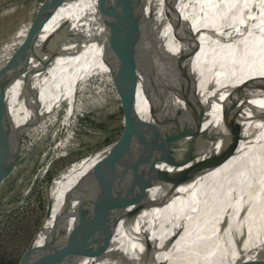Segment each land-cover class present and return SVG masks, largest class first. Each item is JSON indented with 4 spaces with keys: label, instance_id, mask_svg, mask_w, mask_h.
Instances as JSON below:
<instances>
[{
    "label": "bare ground",
    "instance_id": "obj_1",
    "mask_svg": "<svg viewBox=\"0 0 264 264\" xmlns=\"http://www.w3.org/2000/svg\"><path fill=\"white\" fill-rule=\"evenodd\" d=\"M214 1L202 41L187 56L168 55L164 50L156 86L166 90L175 77H169L170 73L190 68L189 60L194 54V89L174 109L191 121L204 114L203 130L221 133L225 132L223 111L236 96V88L264 79V0ZM222 2L226 5L224 22L218 25L216 15ZM151 3L152 0H70L57 11L44 27L39 46L63 26L68 37L58 47L51 46L40 60H33L16 81L0 83V128L8 129L0 134V141L9 135L16 145L0 167L19 154L22 120L25 133L30 119L36 123L34 116L41 109L44 86L58 87L64 82L70 85L69 107L62 123L70 126L86 47L100 45L103 57L109 54L135 33L148 16ZM165 15L167 22L170 18L166 12ZM62 21L66 23L58 28ZM179 27L178 24L180 38ZM249 95V100H241L236 107L240 131L235 154L219 167L181 185L163 206L147 208L133 219L121 220L106 254L80 264H248L260 260L258 264H264V120L259 119L264 117V92ZM226 135L208 142L206 154L227 145L232 136ZM106 153L77 161L58 175L49 195L50 227L74 195L75 186ZM8 154L1 153L0 160ZM167 190V186L152 188L149 199L160 200ZM225 222L227 231L222 234L219 229ZM45 239L40 236L37 244ZM147 242L152 247L148 258Z\"/></svg>",
    "mask_w": 264,
    "mask_h": 264
},
{
    "label": "water",
    "instance_id": "obj_2",
    "mask_svg": "<svg viewBox=\"0 0 264 264\" xmlns=\"http://www.w3.org/2000/svg\"><path fill=\"white\" fill-rule=\"evenodd\" d=\"M69 1L45 0L40 4L41 10L33 19L32 30L0 66V83L16 81L33 60H40L49 53L51 46L58 47L68 37L63 26L39 46L44 27ZM156 53L155 25L152 16L148 15L146 27L128 56L130 59L127 57L126 60L130 66L131 110L119 113L122 121L119 139L100 151L107 153L75 186L74 195L67 200L50 229L46 228L51 216L49 196L45 219L21 256L16 259L1 254L0 264H80L86 259L102 258L121 220L133 219L147 208L163 206L181 185L219 167L235 154L240 131L236 107L241 100H249V94L264 92V79L246 82L236 88V96L231 97V103L223 111L225 132L211 133L202 128L204 114L195 121L181 115L171 106L166 90L144 75L145 60ZM124 54L125 51L119 52V56ZM140 88L151 103L150 120L139 114L135 90ZM259 119L264 120V117ZM7 132L8 129L0 128V134ZM225 134L232 136L231 141L220 151L207 155V143L216 142ZM166 186L168 190L162 199H149V190ZM74 201L77 202L75 206ZM221 230L226 234V222ZM42 234L46 239L39 245L37 242ZM151 249L147 242L146 258Z\"/></svg>",
    "mask_w": 264,
    "mask_h": 264
},
{
    "label": "rangeland",
    "instance_id": "obj_3",
    "mask_svg": "<svg viewBox=\"0 0 264 264\" xmlns=\"http://www.w3.org/2000/svg\"><path fill=\"white\" fill-rule=\"evenodd\" d=\"M44 1L0 0V66L32 30L33 19L40 13L39 6ZM214 2L152 0L148 15L153 17L155 25L157 53L147 57L143 73L153 84L156 85L164 62V50L168 55L187 56L202 41L204 26ZM225 7V2L219 5L216 15L218 25L224 22ZM165 12L170 18L167 22ZM175 12L180 13L182 18L178 30L180 38L177 37V26L173 27L176 24V20H173ZM146 19L130 38L104 57L100 45L86 47L69 127L62 125L69 107L70 85L66 82L58 87H43L41 109L34 116L36 123L30 119L26 133L24 131L27 128L22 126L24 120L20 123L19 154L10 163L0 167V255L16 259L21 256L45 219L54 181L65 168L99 153L119 139L122 129L119 113H129L131 110L130 66L126 60L146 27ZM197 21L201 23V31L195 38V30L199 25ZM64 23L62 21L58 28ZM121 51H125L124 56H119ZM189 63L190 68L181 71L191 79L189 70H196L194 54ZM165 69L166 66L162 69V76L167 75ZM177 73L172 72L169 77ZM144 80L145 77L142 78ZM173 80L166 94L175 108L184 90L180 83L171 86ZM193 89L194 83L191 92ZM135 95L140 116L149 119L151 103L146 92L140 88L135 90ZM124 103L128 112L125 111ZM13 104L14 96L9 104L11 111ZM15 146L9 135L0 141V154L9 152L0 162L13 153ZM46 228L50 229L48 222Z\"/></svg>",
    "mask_w": 264,
    "mask_h": 264
},
{
    "label": "trees",
    "instance_id": "obj_4",
    "mask_svg": "<svg viewBox=\"0 0 264 264\" xmlns=\"http://www.w3.org/2000/svg\"><path fill=\"white\" fill-rule=\"evenodd\" d=\"M173 16H174V19L176 20L174 22L176 24H173V27H176L182 21V18L180 16V13H178V12H175ZM197 23L199 25L197 26V28L195 30V34H194L195 38H196V36H198L199 30L201 31V29H200V24L201 23H199V21H197ZM189 71H190V74H191V79L189 77H187V75H185V73L183 71H181V72L177 73V75L175 76L176 77L175 81L173 80L174 82L171 85V86H174L175 84H179L180 83L183 86L184 93H183V96L180 99V102L178 104H180L183 101H185L191 94V88H192L193 83L195 81V71H194V68L189 70Z\"/></svg>",
    "mask_w": 264,
    "mask_h": 264
}]
</instances>
